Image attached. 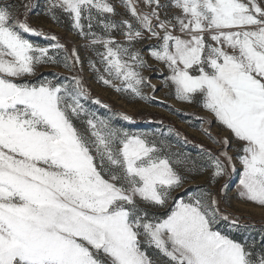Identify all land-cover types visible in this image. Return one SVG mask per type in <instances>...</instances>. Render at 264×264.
Segmentation results:
<instances>
[{
    "label": "snow or ice",
    "instance_id": "6c2138e0",
    "mask_svg": "<svg viewBox=\"0 0 264 264\" xmlns=\"http://www.w3.org/2000/svg\"><path fill=\"white\" fill-rule=\"evenodd\" d=\"M36 8L0 0V264H264V233L236 238L249 225L210 187L185 189L205 173L215 184L239 172V198L264 206L261 0H46L45 14L94 54L87 63L101 84L146 102L166 89L231 133L213 136L197 117L218 150L196 145V157L163 132L113 123L133 122L128 114L86 107L85 60L31 26ZM44 66L69 75L33 80ZM146 71L163 77L160 88Z\"/></svg>",
    "mask_w": 264,
    "mask_h": 264
},
{
    "label": "rangeland",
    "instance_id": "374dc122",
    "mask_svg": "<svg viewBox=\"0 0 264 264\" xmlns=\"http://www.w3.org/2000/svg\"><path fill=\"white\" fill-rule=\"evenodd\" d=\"M17 3H28L29 0H15ZM31 2L37 6L35 13H29L28 22L31 26L43 30L48 34L57 35L62 43L71 49L77 48L82 58L85 60L83 67V76L85 78L86 85L91 91V99L85 102V106L90 110L96 111L98 114L103 116H111L112 113H125L133 117V122L123 121L119 117L113 118V123L119 127H123L132 132H154L161 133L167 137V139L175 146L176 149L192 155L193 157L198 156L199 150L196 145L203 144L207 148L217 151V146L202 130L200 121L197 117H206L211 123L204 124L203 128H207L213 136L221 137L228 136L231 138V133L226 132L221 125H219L211 115L204 110L198 104H187L181 102L175 98L174 95H169L168 90L161 89L155 93L156 100L151 102L140 101L138 99H132L127 94H123L115 91L113 88L104 86L95 77V74L91 71L87 59L89 56L94 57V54L86 52V42L80 38L72 29L70 24L65 20L63 24L54 22L48 15H46V0H31ZM119 5L120 0H114ZM262 6H264V0H261ZM118 11L124 12L123 8H118ZM64 19V17H61ZM116 19H119L117 17ZM27 38L32 40L34 43L40 45H46L48 43L43 37H36L28 35ZM117 39L123 40V36L117 34ZM149 43H154L150 41ZM147 57V52L145 51ZM153 67H160L162 65L156 64L155 61H150ZM53 73H60L61 76L69 75L67 70L63 67H52L44 66L40 69L37 77H33V80L42 77H50ZM145 75L152 78V82L157 84L160 88V81L163 79L162 76L146 71ZM150 92V90L146 89ZM98 98L103 104H107L110 108L105 109L100 105H96L93 101ZM163 101V103H161ZM163 121V123H161ZM159 123V124H158ZM161 123V124H160ZM171 127L175 130L174 133H168V128ZM178 132L179 137L175 135ZM183 137H187L191 143L185 144ZM232 152V149L229 148ZM235 155L234 152H232ZM237 169H240L239 163L236 165ZM210 173L199 175L195 180L189 181L185 185V189L191 191L196 188L197 185L210 187L214 194L218 195L220 200V208L226 213H230L234 216H239L242 223L249 225L247 232H236L234 235L236 238H256V235H250L252 233L259 234V231L249 232L252 230L261 229L264 231V206H259L256 203L242 200L238 196V180L239 172L232 174L231 177H225L220 179L217 183H210ZM227 183L228 189L226 192L221 191L222 186ZM185 189H181L177 195H182ZM219 227L227 232L228 228L224 222H221ZM260 230V235H261Z\"/></svg>",
    "mask_w": 264,
    "mask_h": 264
},
{
    "label": "trees",
    "instance_id": "16d2710c",
    "mask_svg": "<svg viewBox=\"0 0 264 264\" xmlns=\"http://www.w3.org/2000/svg\"><path fill=\"white\" fill-rule=\"evenodd\" d=\"M158 124H159V123H158ZM160 124H161V123H160ZM260 230H261V229L252 230V231L249 230V232L259 231V234H255V233L250 234V235H252V236H253V235H256V238H255V239L259 240V239H260V236H261V235H260ZM261 232L264 233L263 230H261ZM238 239H241V238H238Z\"/></svg>",
    "mask_w": 264,
    "mask_h": 264
}]
</instances>
